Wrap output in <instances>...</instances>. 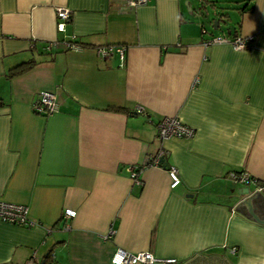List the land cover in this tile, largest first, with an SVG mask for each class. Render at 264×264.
I'll return each instance as SVG.
<instances>
[{
    "label": "crops",
    "instance_id": "obj_1",
    "mask_svg": "<svg viewBox=\"0 0 264 264\" xmlns=\"http://www.w3.org/2000/svg\"><path fill=\"white\" fill-rule=\"evenodd\" d=\"M185 5L0 0V200L35 223L0 220V264L47 254L48 264H111L117 248L177 264H264V224L234 210L244 189L264 194V0L239 1L226 35L193 23L200 9ZM59 8L70 14L62 31ZM217 36L252 41L202 44ZM72 37L79 50L66 49ZM106 46L125 47L124 60L100 58ZM28 60L31 70L8 78ZM41 92L55 95L49 115L34 112ZM169 117L194 135L160 140ZM159 150L179 172L175 188L164 168L130 178ZM243 172L254 181L232 177Z\"/></svg>",
    "mask_w": 264,
    "mask_h": 264
},
{
    "label": "built area",
    "instance_id": "obj_2",
    "mask_svg": "<svg viewBox=\"0 0 264 264\" xmlns=\"http://www.w3.org/2000/svg\"><path fill=\"white\" fill-rule=\"evenodd\" d=\"M149 0H127V5L130 7H135L139 5L146 4ZM70 18V14L65 9H57L56 11V19H57V29L58 31L63 30V25ZM204 32V31H203ZM252 41L251 37H241L235 36L231 39L225 36H217L213 37L209 40L203 41V45H211V44H221L227 43L235 50H244L246 49ZM56 43H47L46 50H49L52 46H55ZM66 49L68 50H79L81 45L76 41L75 37L70 38L66 42H64ZM113 53H117L121 60H124L125 55V47L123 46H106L98 49L97 54L100 58L104 59ZM56 98L55 95L51 92H41L39 94V99L37 103L34 105V112L40 115H49L56 109ZM143 108L137 107L136 113H142ZM157 135L160 140H167L170 138H178V139H188L194 135V130L177 118H164L158 122L157 126ZM166 152L159 150L156 155L153 157H149L145 160V162H149L148 166L159 167L166 169L170 180V188H175L180 184L179 172L175 167H166L162 166V159L164 158ZM143 168L139 166L130 167V178L137 184H140V180L138 179V175ZM232 177L235 178L238 182L243 184H248L251 181H254L247 173H239L232 174ZM75 216V211L72 209H65L62 213L63 219L73 218ZM0 220L17 225L22 227H33L35 223L28 218L27 209L24 205L11 204L6 203L0 200ZM112 233V232H111ZM111 233L108 234L105 239L111 237ZM235 249L233 248V251ZM111 264H177L176 259L168 258L161 259L153 256L150 252H140L136 254L129 253L121 248H117L110 257ZM27 264H36L33 260H29ZM48 264V263H42Z\"/></svg>",
    "mask_w": 264,
    "mask_h": 264
},
{
    "label": "rangeland",
    "instance_id": "obj_3",
    "mask_svg": "<svg viewBox=\"0 0 264 264\" xmlns=\"http://www.w3.org/2000/svg\"><path fill=\"white\" fill-rule=\"evenodd\" d=\"M208 2H202L200 0H184V5L189 8L200 9L201 15L195 14L190 16L193 23H201L214 35H226L227 30H232L237 20L236 11L234 10L241 0H207ZM190 6V7H189ZM189 7V8H188ZM227 13L229 19L226 21L220 20L218 14ZM215 19L219 20L218 28H213L211 22Z\"/></svg>",
    "mask_w": 264,
    "mask_h": 264
},
{
    "label": "water",
    "instance_id": "obj_4",
    "mask_svg": "<svg viewBox=\"0 0 264 264\" xmlns=\"http://www.w3.org/2000/svg\"><path fill=\"white\" fill-rule=\"evenodd\" d=\"M218 21H213V28L218 26ZM248 189H244V199L234 208L247 218L254 220L259 224H264V194L255 192L252 196L248 195Z\"/></svg>",
    "mask_w": 264,
    "mask_h": 264
},
{
    "label": "trees",
    "instance_id": "obj_5",
    "mask_svg": "<svg viewBox=\"0 0 264 264\" xmlns=\"http://www.w3.org/2000/svg\"><path fill=\"white\" fill-rule=\"evenodd\" d=\"M200 1L208 2L207 0H200ZM218 16H219L220 20H224V21H226L227 18H228V14L227 13H220V14H218ZM217 21L219 22L218 19H217ZM34 66H35V62L33 60H28L26 62L19 63V64H17L16 66L12 67L9 70L8 78H13L15 76L21 75V74L31 70ZM110 109L111 110H115V111L124 110L122 108H110ZM148 164H149V162H145L142 166H139V167L143 168V167L148 166ZM162 166H164V164H162ZM237 174H239V173H237ZM50 258H51V254H47L46 258H45L47 260L46 263H49V259Z\"/></svg>",
    "mask_w": 264,
    "mask_h": 264
}]
</instances>
